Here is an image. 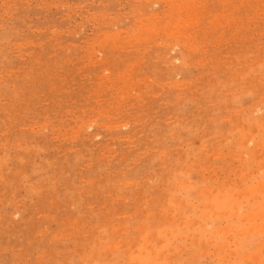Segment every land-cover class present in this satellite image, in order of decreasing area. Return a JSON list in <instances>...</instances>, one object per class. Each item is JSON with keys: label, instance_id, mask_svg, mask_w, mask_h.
Here are the masks:
<instances>
[{"label": "rangeland", "instance_id": "obj_1", "mask_svg": "<svg viewBox=\"0 0 264 264\" xmlns=\"http://www.w3.org/2000/svg\"><path fill=\"white\" fill-rule=\"evenodd\" d=\"M0 264H264V0H0Z\"/></svg>", "mask_w": 264, "mask_h": 264}, {"label": "bare ground", "instance_id": "obj_2", "mask_svg": "<svg viewBox=\"0 0 264 264\" xmlns=\"http://www.w3.org/2000/svg\"><path fill=\"white\" fill-rule=\"evenodd\" d=\"M180 5H181V4H180ZM179 11H180V10H179ZM177 16H178V15H177ZM177 16H176V17H177ZM179 18H180V17H179ZM181 22H182V21H181ZM181 22H180V23H181ZM185 22H186V21H185ZM116 34H117V33H116ZM256 68H257V67H256ZM261 97H262V96H261ZM258 106H259V105H258ZM244 136H245V135H244ZM248 137H249V136H248ZM256 146H257V145H256ZM252 151H253V150H252ZM255 164H256V163H255ZM248 173H249V172H248ZM242 176H243V175H242ZM249 201H250V200H249ZM143 215H144V214H143ZM220 228H221V227H220ZM145 229H146V228H145ZM261 231H262V230H261ZM217 249H218V248H217ZM158 253H159V252H158ZM161 253H162V252H161ZM159 256H160V255H159ZM157 257H158V256H157ZM218 257H219V256H218ZM142 262H143V261H142Z\"/></svg>", "mask_w": 264, "mask_h": 264}]
</instances>
